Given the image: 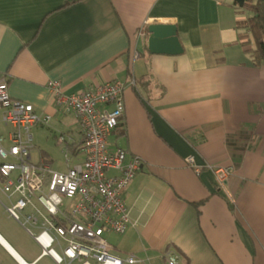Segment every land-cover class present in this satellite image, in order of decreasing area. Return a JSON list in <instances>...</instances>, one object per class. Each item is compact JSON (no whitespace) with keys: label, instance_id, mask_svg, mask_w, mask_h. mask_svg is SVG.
<instances>
[{"label":"crops","instance_id":"crops-1","mask_svg":"<svg viewBox=\"0 0 264 264\" xmlns=\"http://www.w3.org/2000/svg\"><path fill=\"white\" fill-rule=\"evenodd\" d=\"M246 17L234 0H0V81L51 117L33 131L68 139L63 152L75 154L80 137L48 83L66 94L126 84L110 146L142 165L124 192L129 227L107 241L113 255L136 264H166V252L180 264H264V66L253 67L238 43ZM153 24L176 27L181 55L148 52ZM219 167L231 170L221 187ZM8 204L0 191V264H55L8 217Z\"/></svg>","mask_w":264,"mask_h":264},{"label":"built area","instance_id":"built-area-1","mask_svg":"<svg viewBox=\"0 0 264 264\" xmlns=\"http://www.w3.org/2000/svg\"><path fill=\"white\" fill-rule=\"evenodd\" d=\"M47 88L57 111L74 117L80 141L75 154L64 150L65 172L53 171L40 154L34 160L32 132L47 127L51 117L13 99L1 80L0 191L9 201L6 214L41 249L40 257H49L55 264L140 262L134 256L113 255L106 240L107 235L120 236L129 227L124 192L142 165L127 150L110 146L124 115L126 84L106 82L73 94H66L57 81H50ZM57 142L71 146L62 136ZM186 161L199 172L191 157ZM230 174L229 168L213 169L220 187ZM164 259L166 264H180L171 252Z\"/></svg>","mask_w":264,"mask_h":264},{"label":"trees","instance_id":"trees-1","mask_svg":"<svg viewBox=\"0 0 264 264\" xmlns=\"http://www.w3.org/2000/svg\"><path fill=\"white\" fill-rule=\"evenodd\" d=\"M235 5L247 14L246 20L237 25L238 43L253 67L264 66V0H234ZM67 6V5H66ZM65 7V6H64ZM133 88L141 98L134 82ZM120 124L116 127V129ZM48 163L50 160L40 153Z\"/></svg>","mask_w":264,"mask_h":264},{"label":"rangeland","instance_id":"rangeland-1","mask_svg":"<svg viewBox=\"0 0 264 264\" xmlns=\"http://www.w3.org/2000/svg\"><path fill=\"white\" fill-rule=\"evenodd\" d=\"M68 117L73 118L71 115ZM33 159L36 160L39 153H42L45 157L50 160V167L53 171L65 172V156H64V145L59 144L57 141L59 135H54L49 132L46 128H42L37 131H33ZM73 139L77 140V136L73 135ZM113 235L107 236V241H112Z\"/></svg>","mask_w":264,"mask_h":264},{"label":"water","instance_id":"water-1","mask_svg":"<svg viewBox=\"0 0 264 264\" xmlns=\"http://www.w3.org/2000/svg\"><path fill=\"white\" fill-rule=\"evenodd\" d=\"M147 50L152 55L176 56L183 53L173 25L153 24L147 28Z\"/></svg>","mask_w":264,"mask_h":264}]
</instances>
